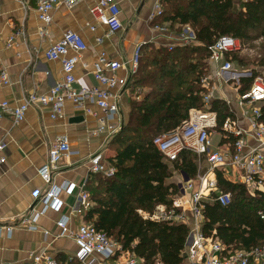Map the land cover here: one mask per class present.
<instances>
[{
    "label": "built area",
    "instance_id": "1",
    "mask_svg": "<svg viewBox=\"0 0 264 264\" xmlns=\"http://www.w3.org/2000/svg\"><path fill=\"white\" fill-rule=\"evenodd\" d=\"M1 1V0H0ZM24 3L25 0H15ZM83 0H38L37 12L39 19L48 26L52 22V13L59 6L69 9L79 5ZM163 1L159 0L150 16V23L155 30L170 39L166 46L170 51L176 47H187L197 43L196 34L190 25L184 26L178 34H173L167 25H159L156 21L163 15ZM93 20L107 27L106 37L115 35L123 29L121 9L116 0H100L90 9ZM92 31L95 25L89 26ZM47 30L41 32L46 36ZM20 33L11 36L7 46L12 47L13 42ZM98 43L102 38L97 39ZM143 44L138 45L132 58L127 63L111 61L106 54H101L93 64V75L100 84L96 88H76L78 82L74 71L79 62L78 56H71V52L80 53L86 50L87 45L80 35L68 31L63 38L54 44L46 53L51 61H60L63 67L62 80L46 94L32 93L21 105L11 106L6 100H0V119L12 116L15 123L24 121L27 111L34 105L50 106L52 120L64 118L66 101H71L76 108L85 114L96 116L87 103L95 104L103 112V117L97 121L98 133L109 131L111 136L117 134L123 126L110 124V121L122 119L121 94L114 92L117 87L126 90L131 77L139 70L140 57ZM210 56L207 59L208 73L202 77L201 84L206 89L203 94L205 110L192 109L188 119L173 131L160 134L153 139V145L160 151L167 162L178 160L180 155L189 151L198 156V190L193 191L194 183L189 180L179 187L180 192L174 197L173 206H158L152 215L144 214L145 218L155 221H171L178 224L190 225V235L183 253L186 264H264V244L250 250L232 249L214 236H206L202 232L205 221L203 210L204 203L218 202L226 206L231 202V195L224 193L218 186L217 172L229 182L242 184L251 195L264 191V123L260 120L261 109L264 105V76L254 75L249 69L240 70L234 66L235 54H246L248 48L244 43L231 36H221L209 48ZM238 62V61H237ZM210 65L217 67L214 76L209 74ZM126 69L125 77H120L118 72ZM0 84H9L5 71L0 73ZM227 85H232L238 91L244 79L252 80L250 89L239 95L238 104L243 118L247 121V128L239 124V119L228 118L220 132L223 144L216 145L214 135L217 134L218 117L213 111L208 110L212 100L215 99V86L213 79ZM142 94L138 93L137 97ZM251 140L250 144L248 140ZM7 144L0 140V168L6 163L4 151ZM72 153L70 140L67 135L55 139L49 150V161L38 173L42 180L50 185V190L40 198L44 208L34 212L25 223L29 230L38 229L39 219L48 209H60L63 201L61 194H73L78 191L79 208L74 211L83 218L75 231L68 228V217H63L58 226L61 229L58 238L71 237L76 242L79 250L71 260L78 264H143V260L123 251L120 243L109 237L106 233L98 231L92 222H87L85 217L93 207V201L85 186L66 182L62 186L52 185L53 172L59 170L63 158ZM205 159L209 166L208 172H201ZM90 174L113 177L117 169L110 163L103 153L95 154L89 159ZM211 176V177H210ZM264 221V212L260 213ZM12 233L14 227H0ZM48 234V233H47ZM216 232H214V235ZM110 261H113L110 263ZM23 264V263H16ZM31 264H60L58 259L46 251L31 255Z\"/></svg>",
    "mask_w": 264,
    "mask_h": 264
},
{
    "label": "trees",
    "instance_id": "2",
    "mask_svg": "<svg viewBox=\"0 0 264 264\" xmlns=\"http://www.w3.org/2000/svg\"><path fill=\"white\" fill-rule=\"evenodd\" d=\"M162 4L164 11L157 24L167 25L173 34L190 25L197 43L171 51L143 45L139 70L128 84L133 96L129 119L108 144L115 153L109 161L117 172L109 178L91 176L86 190L93 207L85 219L143 264H186L183 253L190 225L155 221L144 214L152 215L158 206L172 208L180 192L178 184L172 182L174 174L197 179L198 156L185 151L178 160L167 162L153 139L178 128L192 109L205 110L206 89L201 79L208 73L209 48L219 37L231 36L244 45L264 42V0H164ZM260 54L255 62L264 69V43ZM232 58L242 65L250 63L240 54ZM254 74L261 73L257 70ZM242 83L240 91L245 93L252 80ZM144 89L149 90L144 97H134L137 90ZM208 110L217 114V133L222 132L228 118L234 117L224 100H212ZM261 113L264 123V105ZM217 180L219 188L231 195V202L226 206L204 203L203 234L234 250L263 245L264 221L259 214L264 212V191L251 195L245 186L227 181L221 172H217Z\"/></svg>",
    "mask_w": 264,
    "mask_h": 264
},
{
    "label": "crops",
    "instance_id": "3",
    "mask_svg": "<svg viewBox=\"0 0 264 264\" xmlns=\"http://www.w3.org/2000/svg\"><path fill=\"white\" fill-rule=\"evenodd\" d=\"M99 1L83 0L71 9L59 6L53 11L52 22L48 26L39 19L38 0H25L24 3L15 0L0 1V73L5 71L9 79V84H0L1 101L6 100L14 107L19 106L32 93L46 94L62 80V63L49 60L46 53L68 31L80 35L87 45L83 52L70 53L71 56L79 57L74 71L78 80L75 87L78 89L100 86L93 75L92 66L101 54H106L111 61L127 63L138 45L163 46L170 41L150 23V16L159 0H116L121 9L123 29L109 37H106L107 27L97 24L90 14V9ZM90 25H95L96 30L92 31ZM43 30H47L46 36L41 35ZM16 33L20 35L16 37L12 47H8L7 41ZM99 38H102L101 43L97 42ZM234 66L236 69H245L235 60ZM216 70L215 65H210L209 74L214 76ZM118 74L125 77L127 70L121 69ZM212 82L216 87L215 99L227 102L235 118L239 119V124L247 128V121L238 104L241 89L239 92L232 85L217 81L215 77ZM113 91L122 96V119L116 117L110 124L121 125V122L124 124L129 119L130 100L133 96L128 87L125 91L119 87ZM148 92V89L136 91L134 97L137 98L138 93L144 97ZM87 107L96 116L87 115L71 101H66L63 119L52 120L51 107L42 105L30 107L24 121L19 124L15 123L12 116L0 119V140L7 144L4 151L7 160L0 168V227H14L12 233L5 229L0 231V264H31L32 254L45 251L57 258L60 264L73 262L71 258L79 250L76 242L68 236H57L61 232L58 222L63 217L69 218L68 228L72 231L83 220L74 213L80 206L78 191L73 194L63 192L60 195L63 201L60 209H48L39 219L37 230H29L25 222L34 212H40L44 208L40 198L51 186L42 180L38 171L47 165L49 150L57 137H69L72 153L63 158L59 170L53 172L52 185L55 186L60 187L69 182L86 188L93 176L90 174V157L99 153H103L107 159L115 156L108 149V144L116 134L111 136L109 131L98 133L97 120L104 116L103 112L92 103H87ZM225 141L220 133L214 135L216 145ZM248 141L252 143L250 139ZM208 171L209 166L205 163L201 172ZM176 173L172 179L174 183L179 180ZM177 174H181V182H187V176ZM197 180L198 178L195 179ZM196 190L198 184L195 186L194 183L193 191Z\"/></svg>",
    "mask_w": 264,
    "mask_h": 264
},
{
    "label": "rangeland",
    "instance_id": "4",
    "mask_svg": "<svg viewBox=\"0 0 264 264\" xmlns=\"http://www.w3.org/2000/svg\"><path fill=\"white\" fill-rule=\"evenodd\" d=\"M263 43L264 42L262 40H259L255 44H247L246 46L248 48V52L246 54H240L241 57H244V59H245V61H247V63H249L248 61H250L249 65H243L244 68L245 69L252 70L254 73H255V71L259 70L260 73H261L259 75H261V76H264V73H263L264 70L260 69V67L257 66V64H256L255 61H258L261 58L260 52H261V48L263 46ZM153 47L155 49H158V48L166 47V46H162V45L155 46V45H153ZM137 91H140V90H137ZM127 121H125L124 124L127 123ZM205 163H206V161H205V159H203L202 162H201V164L202 165H205ZM175 176L179 179V180H177V183L179 184L181 182V180H182L181 174L179 175V174L176 173ZM182 183H184V182H181V184ZM194 183H195V186H197V184L199 183V181L197 180ZM198 186H199V184H198Z\"/></svg>",
    "mask_w": 264,
    "mask_h": 264
},
{
    "label": "water",
    "instance_id": "5",
    "mask_svg": "<svg viewBox=\"0 0 264 264\" xmlns=\"http://www.w3.org/2000/svg\"><path fill=\"white\" fill-rule=\"evenodd\" d=\"M79 119L76 120V122H78ZM189 178H185V181H189ZM179 187H182V184H179Z\"/></svg>",
    "mask_w": 264,
    "mask_h": 264
}]
</instances>
